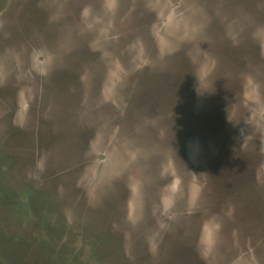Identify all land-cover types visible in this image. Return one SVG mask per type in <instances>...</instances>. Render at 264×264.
Wrapping results in <instances>:
<instances>
[{
    "label": "rangeland",
    "instance_id": "374dc122",
    "mask_svg": "<svg viewBox=\"0 0 264 264\" xmlns=\"http://www.w3.org/2000/svg\"><path fill=\"white\" fill-rule=\"evenodd\" d=\"M0 264H264V0H0Z\"/></svg>",
    "mask_w": 264,
    "mask_h": 264
},
{
    "label": "trees",
    "instance_id": "16d2710c",
    "mask_svg": "<svg viewBox=\"0 0 264 264\" xmlns=\"http://www.w3.org/2000/svg\"><path fill=\"white\" fill-rule=\"evenodd\" d=\"M158 73L156 71L152 72V70H149L148 68L144 69V72L142 71V76L140 77L141 82H143V84H146L149 86V89L146 88V86H141L140 90L138 93L134 94V103H133V116H131L132 119H135V114H136V108L137 107H146L149 101H145L144 103H141L140 99H143L144 96L145 98H149L152 99L151 104H155L153 107H155L156 109L162 110L164 111V109L166 108V106H169V104L166 105V100L167 98L170 97V101L171 104L173 106V108L178 107L176 105H180L178 103H176L177 101H179V91H172V94L169 95V87H165L164 85H160L158 84V80H156ZM164 99H163V98ZM155 101V102H154ZM132 107H129V113L128 115H130V110ZM126 115V116H128ZM200 125L204 124L203 120H200ZM129 131L132 130V128L128 129ZM181 126L178 128H174L173 129V137H178L180 136L181 133ZM130 133V132H129ZM179 134V135H178ZM221 171V170H220ZM215 177V172H213L212 178Z\"/></svg>",
    "mask_w": 264,
    "mask_h": 264
}]
</instances>
